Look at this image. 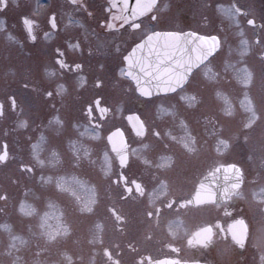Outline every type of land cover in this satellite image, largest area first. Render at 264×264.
Returning a JSON list of instances; mask_svg holds the SVG:
<instances>
[{
    "label": "flooded vegetation",
    "instance_id": "af4514ba",
    "mask_svg": "<svg viewBox=\"0 0 264 264\" xmlns=\"http://www.w3.org/2000/svg\"><path fill=\"white\" fill-rule=\"evenodd\" d=\"M128 1L129 7L122 9L115 0H0L1 78L5 79L2 66L6 56L28 66L24 76L9 72L8 79L0 83V162L6 157L17 160L12 195L6 191L0 195V223L15 192L24 198L31 190L49 194L52 188L61 189L75 192L76 203L83 204L84 175L78 156L84 148L79 135L85 125L99 129L111 114L121 113L133 139H143L147 127L138 113L146 110L147 100L162 98L163 107L176 112L182 95L195 96L191 84L202 94L211 91L209 74L195 79L196 71L209 57L191 70L181 85L182 70L188 67L162 62L156 69L158 87L149 88L145 81V91H158L149 96L138 92L126 61L136 44L151 33L160 34L157 45L168 57L175 53L172 39L177 38L171 34L195 33L215 36L219 49L220 38L211 33L214 11L232 16L237 27L246 23L255 28L256 44L261 23L251 17L264 15V0ZM7 42L13 44L10 49L5 46ZM144 53L149 54L148 48ZM140 75L148 78V64ZM26 111L31 116L29 124L22 121ZM127 114H136L141 120L142 136L132 132ZM181 125L179 117L173 135H168L169 129L162 132L163 136L157 134L154 138L159 150L145 154L133 148L121 128H113L122 131L127 159L120 167L110 151L115 165L111 186L121 194L112 195V189L107 211L122 237L142 225L141 242L114 241L98 264H148L160 259L264 264V141L259 142L254 168L250 169L244 158L229 159L226 134L219 138H213L211 132L207 135L210 124L187 134ZM59 141L70 142L74 148L75 168L56 174L55 187L44 186L49 182L40 152L43 146L48 148L47 155L57 156L55 145ZM24 151H33L30 163L24 161ZM230 165L236 168L229 169ZM230 173L236 187L230 183ZM123 200L127 204L120 210L116 205ZM21 203L35 210L39 207L33 202ZM57 218L45 211L32 221L37 227L32 235L37 245L34 254L42 257L40 264H52L51 241L67 234L65 221Z\"/></svg>",
    "mask_w": 264,
    "mask_h": 264
},
{
    "label": "rangeland",
    "instance_id": "374dc122",
    "mask_svg": "<svg viewBox=\"0 0 264 264\" xmlns=\"http://www.w3.org/2000/svg\"><path fill=\"white\" fill-rule=\"evenodd\" d=\"M251 18L255 23H261L256 44L253 43L255 28H250L246 23L237 27L238 23L232 16L219 15L216 11L212 13L211 33L220 38L219 49L195 73V79L203 74L210 75L211 91L202 94L196 90L197 86L191 84L190 87L195 88V96L182 95L180 110L176 112L164 108L165 102L162 98L147 100L146 110L138 113L147 127L145 138L133 139L121 113L111 114L99 129L84 126L83 132H80L82 135H79L84 148L78 156L79 169L84 175L85 196L80 198L83 204L76 203L79 201L74 198L75 192L61 189L52 188L53 191L49 194L31 190L25 193L24 198H18L19 193L15 192L14 198L9 199L11 204L5 208L7 215L4 222L0 223V264H40L42 257L34 254L37 245L32 235L37 227L34 228L32 221H36L45 211L58 217L56 221H65L68 228L64 238L57 237L51 241L52 264H98L105 250L111 251L114 241L141 240L142 225H138L127 237H122L121 231L116 230L107 211L110 205L109 195L113 189L111 180L115 176V165L105 135L115 126L124 131L133 148L138 147L135 149L138 153L145 154L159 150L158 141L154 138L157 134L160 136L164 130L169 129L168 135H173V126L179 117L181 127H185L187 134L199 131L198 126L210 124L207 135L210 132L213 138L227 135L229 159L240 161L244 158L248 166L250 165L249 168H254L252 163L257 155L255 153L259 152V142L264 141V59L261 57L264 51V15H254ZM9 45L13 44H5L10 49ZM4 58L6 62H3L2 67L5 79L2 80L4 77L0 75V83L8 79L7 73L22 74L28 67L24 61L14 63L9 57ZM23 117L22 121L29 124L30 112H23ZM70 144L59 141L55 145L57 156L47 155L48 148L42 146V157L39 158L42 159V168L47 172L49 182H42L44 186L49 184L55 187L56 174L60 175L65 168H75L72 165L76 160L72 153L74 148ZM24 153V161L29 160L30 163L34 159L31 158L33 151ZM16 161L6 157L4 162H0V195L5 191L12 195ZM22 161L23 159L20 160ZM30 187L31 185L27 186L28 189ZM33 188L34 186L31 189ZM114 194L119 196L121 190L115 192L113 189L112 195ZM45 201L48 205H44ZM21 202L28 205L33 202L39 207L35 210ZM117 204L121 210L127 203L123 200Z\"/></svg>",
    "mask_w": 264,
    "mask_h": 264
},
{
    "label": "water",
    "instance_id": "95a60500",
    "mask_svg": "<svg viewBox=\"0 0 264 264\" xmlns=\"http://www.w3.org/2000/svg\"><path fill=\"white\" fill-rule=\"evenodd\" d=\"M117 4L121 6L122 9L129 7L128 0H115ZM172 36L177 37L172 39L176 42L174 54L170 56H165L162 54V48L157 45L160 34L151 33L141 42L136 44L132 50L128 53L126 61L128 63L129 76L132 78L136 89L138 92L142 93L145 96L152 95L156 91L147 92L145 91V81L149 83V88L158 87L159 76L156 75L158 70V64H166L168 61L174 63L175 65L179 64L181 67H188V70H182V78L179 81V85L183 84L186 75L193 70L195 67L203 63L208 57H210L218 48V41L214 36L204 37L197 35L195 33H182V34H171ZM179 36V37H178ZM144 48H148L149 54L144 53ZM264 58V51L262 53ZM168 62V63H169ZM148 64V78H143L140 74L146 71V65ZM161 65V64H160ZM136 67V70L133 67ZM134 73V75H132ZM153 73V74H152ZM126 120L132 130V132L137 136L143 135V125L141 120L136 114H127ZM106 141L109 146V149L115 155L118 165L123 167L126 163L127 152L126 144L124 141L123 134L119 128L113 129L106 135ZM236 168L233 165H230L229 169ZM230 183L236 187V182L232 173L229 174ZM234 183V184H233ZM203 185V184H202ZM231 191V190H230ZM229 191V192H230ZM148 264H201V263H182V262H173L167 259H160L150 261Z\"/></svg>",
    "mask_w": 264,
    "mask_h": 264
}]
</instances>
